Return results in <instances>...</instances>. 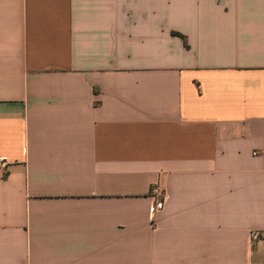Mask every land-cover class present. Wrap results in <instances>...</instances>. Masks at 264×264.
Wrapping results in <instances>:
<instances>
[{"label": "crops", "instance_id": "crops-1", "mask_svg": "<svg viewBox=\"0 0 264 264\" xmlns=\"http://www.w3.org/2000/svg\"><path fill=\"white\" fill-rule=\"evenodd\" d=\"M0 159V264H264V0H0Z\"/></svg>", "mask_w": 264, "mask_h": 264}, {"label": "built area", "instance_id": "built-area-1", "mask_svg": "<svg viewBox=\"0 0 264 264\" xmlns=\"http://www.w3.org/2000/svg\"><path fill=\"white\" fill-rule=\"evenodd\" d=\"M8 166H9V163L5 159H0V173H6ZM150 195L153 200V203L150 205V208H149L148 219H149L150 224H153L155 221L156 215L160 211H162L164 207L166 194L158 186H155L152 188ZM251 237L252 239H257L258 234L252 233Z\"/></svg>", "mask_w": 264, "mask_h": 264}]
</instances>
